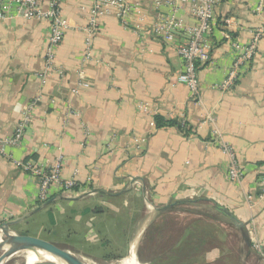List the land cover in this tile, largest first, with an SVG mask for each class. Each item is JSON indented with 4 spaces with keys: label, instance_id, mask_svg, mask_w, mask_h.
Wrapping results in <instances>:
<instances>
[{
    "label": "crops",
    "instance_id": "crops-1",
    "mask_svg": "<svg viewBox=\"0 0 264 264\" xmlns=\"http://www.w3.org/2000/svg\"><path fill=\"white\" fill-rule=\"evenodd\" d=\"M49 1L41 0V6L47 8ZM132 1L143 6L148 28L170 11L168 6L155 9L152 0ZM259 1L218 0L216 28L208 37L211 58L197 69L201 103L177 80L184 69L176 49L184 38L180 31L169 44L106 17L93 39V61L83 62L90 4L62 0L69 29L44 84L49 22L18 16L15 9L0 19V136H13L29 109L33 119L20 144L6 148L11 157L0 153V226L10 223L20 232L35 210L50 204L60 214L53 225L67 219L73 227L86 204H98L101 210L92 215L112 225L120 220L107 207H131L135 197L151 209L197 201L183 207H225L246 223L251 241L264 246V36L234 84L227 90L216 87L239 55L233 42L251 43L264 28V8L255 11ZM179 18L188 25L196 22L187 6ZM80 68L90 87L73 95ZM207 113L214 121L203 124ZM157 116L177 120L183 128H158ZM215 130L236 150L244 171L240 182L228 177V159ZM59 155L64 157L62 177L72 178L77 171L79 187L72 196L55 187L49 201L41 203L38 179L15 161L51 167Z\"/></svg>",
    "mask_w": 264,
    "mask_h": 264
},
{
    "label": "built area",
    "instance_id": "built-area-1",
    "mask_svg": "<svg viewBox=\"0 0 264 264\" xmlns=\"http://www.w3.org/2000/svg\"><path fill=\"white\" fill-rule=\"evenodd\" d=\"M90 4L89 20L84 28L85 33V52L83 54V62L93 61V39L99 29L100 22L106 17H115L121 21L125 28L131 26L137 32H141L144 36L155 37L166 43H174L178 38L176 31H180L184 35L183 41L180 42L176 49L177 53L183 61L184 69L177 76L179 83L186 85L190 91L191 99L200 100V81L198 77V64L207 63L210 58L208 45V37L216 28L215 9L218 0H152L155 9L164 6L170 7V11L166 16L160 17L151 24L148 28L145 23V13L143 6L139 2L132 0H84ZM62 0H50L49 6L43 8L41 0H0V19H5L12 16V11L15 9L16 14L23 16L26 19H45L50 24V35L46 48V67L41 74L42 81L45 84L47 76L55 68L56 49L62 43L69 24L62 17L61 10ZM187 6L192 17L196 22L193 25H188L182 18H179V12L182 7ZM264 8V0H260L256 7V12L259 13ZM231 21L227 20V26L230 27ZM228 36V35H227ZM264 36V28L260 29L253 41L248 44L233 42V47L238 51L239 55L230 69L229 75L223 83L216 85L218 89H229L238 78L239 70L248 61H250L257 52L259 40ZM64 74L63 71H58ZM79 83L77 87L72 89V94L79 93L81 88L90 87L89 81L86 79V74L82 68L78 70ZM40 98H37L36 102ZM140 108L147 111V106L140 104ZM31 109H29L24 119L11 137L0 136V153L5 157H11L7 154L8 146H17L20 144L25 129L32 122ZM73 112V111H72ZM213 122L211 113H207L206 120ZM214 135L220 142V148L228 159L229 169L228 177L231 181L240 182L244 178L236 150L228 143L219 130L214 131ZM138 148L140 145L138 144ZM18 167L30 172L39 181V202L45 203L49 201L51 190L55 187L61 189L68 196H72L74 191L79 187L76 171L72 178H63L62 171L64 166V157L59 155L51 167L34 166L30 162L15 161ZM264 185V181L261 182ZM94 194L93 191L87 192ZM254 250L264 259V246L257 240L252 241Z\"/></svg>",
    "mask_w": 264,
    "mask_h": 264
},
{
    "label": "rangeland",
    "instance_id": "rangeland-1",
    "mask_svg": "<svg viewBox=\"0 0 264 264\" xmlns=\"http://www.w3.org/2000/svg\"><path fill=\"white\" fill-rule=\"evenodd\" d=\"M130 202L128 205H131V207L120 206V204L118 206H110V208L107 207L108 210L112 211V216H117L118 220H120L118 223H112V225L110 222L106 225L92 215V212L97 214L101 210L98 204L92 206L86 204L79 209L82 218L73 227H71V222L67 219L64 221L61 219L58 225H53L52 221L58 218L60 214L59 208L50 204L47 210L40 209L32 215L26 222L27 226L22 227L20 232L12 228L9 232H2L0 241L12 240L15 234H18L54 243L75 254L85 264H123L126 261V257L130 254L131 246L143 232L136 247V264H173L171 261H167L166 256L157 257L164 251L163 242L154 244V241L150 238V233L146 235L151 223L157 218L148 222L153 209L148 208L140 198L135 197ZM61 204L65 205L63 202ZM93 208L95 209L92 210ZM187 210L194 214L200 212L211 214L224 223L225 231L220 233L222 243L213 253H209L207 256L208 263L206 264H214L213 258L211 260L209 258L214 257L215 260L217 257L213 254L217 250L224 251L225 255H228L229 251L234 252L239 248L241 249L240 264H264L254 253L249 254L247 246L243 242L241 231L221 213L217 212L212 204H203L200 207L190 208L180 207L170 211L167 219L172 220L177 217L190 220L197 217L194 214L185 212ZM70 218L72 220L74 215ZM162 221L159 223H162ZM73 230L77 231V233L73 232ZM172 233L176 234L177 231ZM120 246L122 247L117 248ZM140 252L142 256H140ZM30 253L22 254L7 264H61L57 259L44 257L46 256L44 254ZM4 254L5 252L0 251V259ZM28 256L31 257L29 261L27 260Z\"/></svg>",
    "mask_w": 264,
    "mask_h": 264
},
{
    "label": "trees",
    "instance_id": "trees-1",
    "mask_svg": "<svg viewBox=\"0 0 264 264\" xmlns=\"http://www.w3.org/2000/svg\"><path fill=\"white\" fill-rule=\"evenodd\" d=\"M156 125L158 128L167 125H175L183 128L181 122L167 120L161 116L156 117ZM140 199L143 201V198ZM196 203L197 201H187L179 204L171 210L157 216L154 222L151 223L146 235L150 233V238L154 241V244L163 242L162 244L164 246V251L157 257L166 256L167 261H171L173 264H206L208 263L207 256L209 253H213L220 247L222 243L220 233L221 231L224 232L225 229L224 223L215 216L203 212L194 214L187 210L185 212L194 214L197 217L190 220L177 217L172 220L167 219L170 211L176 210L184 205ZM215 205L213 204V207L217 211ZM161 220H163L162 223H159ZM174 231H177V233L173 234L172 232ZM247 249L249 254L252 253L248 247ZM240 251L241 249L239 248L237 251H229V254L225 255L224 251L217 250L213 254L217 258L214 260V257H210L209 260L213 258L214 264H240ZM140 256H142L141 252Z\"/></svg>",
    "mask_w": 264,
    "mask_h": 264
},
{
    "label": "water",
    "instance_id": "water-1",
    "mask_svg": "<svg viewBox=\"0 0 264 264\" xmlns=\"http://www.w3.org/2000/svg\"><path fill=\"white\" fill-rule=\"evenodd\" d=\"M87 195L88 194H85L84 196H87ZM185 202L187 201H183V200L175 201L173 203H170L162 207H154L148 219V222H150L152 219L156 218L160 214L165 213L171 210L172 208L178 206L179 204H182ZM215 208L217 209L219 213H221L226 219H228L232 224H234L241 231L244 242L249 248L250 252L262 258V256L258 254L253 248L252 241H251L246 223L241 221L236 215H234L230 210H228L225 207H222L216 204ZM40 209H37L34 212L39 211ZM9 231H11L10 223H6L5 225L0 226V234L2 232L6 233ZM142 234L143 232L138 236L137 240L135 241L136 247H137L138 241L140 240V237L142 236ZM0 251L5 252L4 256L0 259V264H7L14 258H17L21 256L22 254H26L28 252H32L36 254L38 253L49 254L51 256L58 258L61 264H85L83 261L77 258L75 254H73L72 252H69L68 250L61 248L60 246L54 243H51V242H48L42 239L33 238V237L20 236L18 234H15L12 240L1 241Z\"/></svg>",
    "mask_w": 264,
    "mask_h": 264
},
{
    "label": "bare ground",
    "instance_id": "bare-ground-1",
    "mask_svg": "<svg viewBox=\"0 0 264 264\" xmlns=\"http://www.w3.org/2000/svg\"><path fill=\"white\" fill-rule=\"evenodd\" d=\"M0 242H1V241H0ZM28 253H30V252H28ZM30 254H32V253H30ZM41 254H43V253H41ZM44 255H46V256H44V257L59 260L58 258H56V257H54V256H51V255H49V254H44ZM27 260H28V261L31 260V257L28 256V257H27ZM59 261H60V260H59ZM123 264H136V242L133 243L132 248H131V252H130V254L126 257V261H125Z\"/></svg>",
    "mask_w": 264,
    "mask_h": 264
}]
</instances>
